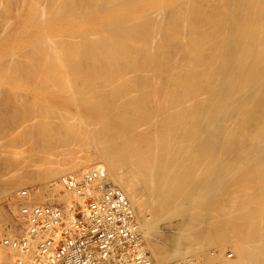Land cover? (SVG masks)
<instances>
[{"label": "bare ground", "instance_id": "6f19581e", "mask_svg": "<svg viewBox=\"0 0 264 264\" xmlns=\"http://www.w3.org/2000/svg\"><path fill=\"white\" fill-rule=\"evenodd\" d=\"M0 17L1 81L27 74L18 59L60 64L37 65L35 115L0 146V227L22 234L14 196L33 178L25 202L71 217L63 181L101 168L150 264H264V0H0Z\"/></svg>", "mask_w": 264, "mask_h": 264}, {"label": "built area", "instance_id": "2783aa9c", "mask_svg": "<svg viewBox=\"0 0 264 264\" xmlns=\"http://www.w3.org/2000/svg\"><path fill=\"white\" fill-rule=\"evenodd\" d=\"M63 184L82 198V204L69 207L71 217L55 204H28L25 189L16 192L25 228L18 234L7 225L0 227V250L16 251L0 264H150L126 198L101 168L91 170L81 183L69 177ZM210 256L209 263L217 264L212 252ZM224 257L231 260L233 253L225 250ZM197 263L206 264L205 258L199 256Z\"/></svg>", "mask_w": 264, "mask_h": 264}, {"label": "rangeland", "instance_id": "374dc122", "mask_svg": "<svg viewBox=\"0 0 264 264\" xmlns=\"http://www.w3.org/2000/svg\"><path fill=\"white\" fill-rule=\"evenodd\" d=\"M1 19H2V17H0ZM0 19V20H1ZM0 27H3V23H2V21H0ZM19 28V27H18ZM0 29H2V28H0ZM2 31H0V33H1ZM2 35H0V37H1ZM4 50V49H3ZM3 50H2V52H3ZM4 53V52H3ZM18 60H20V61H15V62H11V63H8V65L9 66H11L10 67V70L12 69V67H13V70H11V71H14V70H16L15 68V66H17V67H19L20 65H22V66H25V65H29L28 67H30L29 69V71L27 72V74H24V73H22L21 72V74H20V76L19 77H17L16 79L14 78L13 79V81H12V79L11 80H9L10 78H11V76H9V77H7V76H3V75H1V76H3V77H6L5 78V80H4V78L2 79L3 81H1V79H0V82L1 83H3V82H7V81H9V83L8 84H0V89H1V87L2 88H5L4 90H2V91H0V93L1 94H4V95H6V96H4L5 97V99H7V97H9L6 101H5V99H4V97L2 96V95H0V97L2 96L3 97V99H2V97H1V99L3 100V102H2V104H1V100H0V146H2V147H4V146H6V145H8V142L10 143V142H12L13 140H17V139H19L20 137H21V139H22V135L24 134V132L22 133L21 132V134L22 135H20V132L18 131V129H17V125L15 124V123H17V120L19 121V120H21L22 119V117H24V116H27V115H30V114H34L35 113V111L33 110V109H35V110H37V106H38V104H35V101H33L32 99V101L34 102V103H32V106H33V109L31 108V107H29V102H27L26 100H23V99H25V98H23L22 99V97L23 96H21V95H26L27 94V96H25V97H30L32 94H35L34 92H30V91H32V90H34V89H30L31 88V85L33 84H38V83H40V82H42L43 81V79H47L45 76L43 77H41L40 78V80H39V77L42 75H40V73H37V65H39V66H41V65H60L59 63H44V62H40V64L37 62V65H35L36 64V62H33V61H30V62H27L26 60H24V59H18ZM28 63V64H27ZM44 63V64H43ZM8 67V66H7ZM9 68V67H8ZM34 68V69H33ZM31 69H32V71H31ZM10 70H8V72L10 71ZM35 70V71H34ZM10 71V72H11ZM9 72V73H10ZM36 72V73H35ZM12 73V72H11ZM32 73V74H31ZM35 73V74H34ZM31 74V75H30ZM22 75V76H21ZM27 75V76H26ZM30 75V76H29ZM34 75V76H33ZM39 75V76H38ZM25 76V77H24ZM36 76V77H35ZM1 78V77H0ZM7 78H8V80H7ZM7 80V81H6ZM39 80V81H38ZM12 81V82H11ZM44 82V81H43ZM12 83V84H11ZM13 83H15L14 85H13ZM9 84L11 85V86H9ZM26 84H27V86H29V87H27L26 86ZM2 85V86H1ZM13 85V86H12ZM32 85V86H33ZM9 86V87H8ZM23 86H25V87H23ZM26 88V89H25ZM30 90H29V89ZM6 90H7V92H6ZM19 91V95L20 96H18L19 98L21 97V99H19L18 97H17V99H15V98H13V97H10V96H12V95H14V93L16 92V93H18V91ZM28 90V91H27ZM15 91V92H14ZM2 92H5V93H2ZM11 92V93H10ZM7 93V94H6ZM21 93V94H20ZM8 95V96H7ZM13 99V100H12ZM12 100V101H11ZM15 100V101H14ZM8 101V102H7ZM11 101V102H10ZM17 101V102H16ZM23 103H22V102ZM31 101V102H32ZM15 102L16 103H18V104H15ZM12 103H14V104H12ZM26 105H25V104ZM6 104V105H5ZM9 104V105H8ZM20 104V105H19ZM23 104V105H22ZM13 107H11V106ZM16 105H17V107H16ZM19 105V106H18ZM22 105V106H21ZM27 105H28V107H27ZM3 106V107H2ZM5 106V107H4ZM30 106H31V103H30ZM64 106V105H63ZM63 106H62V109H64V108H67V109H64V110H68V109H70L71 108V110L70 111H72V109L73 110H75L74 109V106H72V105H65L64 106V108H63ZM69 106V107H68ZM22 107V111H20V108ZM11 108V109H10ZM9 109V110H8ZM13 109V110H12ZM19 109V110H18ZM32 109V110H31ZM14 110H17V111H15L16 113H13V111ZM28 110H30V111H28ZM12 111V112H11ZM29 113H28V112ZM6 112V113H5ZM20 114H19V113ZM23 112H24V115H23ZM32 112V113H31ZM6 114V115H5ZM8 114H10V115H8ZM14 117H12V116ZM17 115V116H16ZM35 115V114H34ZM4 116V117H3ZM9 116V117H8ZM19 119H18V118ZM3 118V119H2ZM16 119V120H15ZM37 119L39 120V117H37ZM15 120V121H14ZM38 120H36L35 121V123H33L31 126H29L27 129H29L30 130V133L31 134H33L34 133V135H36V132L38 133L39 132V128H40V125H39V123H38ZM5 121V122H4ZM11 121H13L12 123H11ZM3 122H4V124H3ZM9 124H8V123ZM14 123V124H13ZM49 123V122H48ZM2 124V125H1ZM50 125L52 124V123H49ZM6 125H8V126H6ZM10 125V126H9ZM15 125V126H14ZM38 125V126H37ZM5 126V127H4ZM7 128L6 130H3V128ZM12 127V128H11ZM13 129V131L11 130V129ZM32 130H31V129ZM37 128V129H36ZM17 129V130H16ZM2 130V131H1ZM16 130V131H15ZM23 130H26V129H24L23 128ZM23 130H21V131H23ZM36 130V131H35ZM6 131V132H5ZM8 131V132H7ZM17 131H18V136H17ZM2 132L4 133V134H2ZM16 132V133H15ZM11 133H13L12 134V136H13V138H12V136L10 135ZM8 134V135H7ZM15 134V135H14ZM2 135H3V137H2ZM20 135V136H19ZM33 135V136H34ZM6 136V137H5ZM17 137V138H14V137ZM19 137V138H18ZM6 138H7V141H5L6 140ZM34 138V137H33ZM9 139H11L10 141H9ZM22 141V140H21ZM7 143V144H4V143ZM14 142V141H13ZM34 147V146H33ZM78 147H79V145H78ZM76 147V149H74V150H72V157H76V155H82L83 153H84V151H82V150H85V151H88V152H91L92 150H93V148H92V145H91V148H90V145H88V147L87 146H84V147ZM82 149V150H81ZM87 149V150H86ZM94 149H95V147H94ZM94 151V150H93ZM80 154H79V153ZM76 153V154H75ZM82 153V154H81ZM75 154V155H74ZM71 156V155H70ZM36 157L34 156V158H32V160H31V162H27V164H28V166H26V170H27V168L30 166V169H28L27 171L28 172H33V171H37V173L36 174H39V171H41L42 172V163H46V162H43L42 160H40V158L38 157V159H35ZM65 158H67V160H68V158L70 159V157H65ZM34 159V160H33ZM1 161V160H0ZM40 162V164L41 165H38L39 164V162ZM38 162V163H37ZM22 164V163H21ZM35 164V165H34ZM1 165V164H0ZM33 165V166H32ZM2 168L0 167V170H1ZM35 169V170H34ZM2 171V170H1ZM40 172V173H41ZM0 173H3V172H0ZM33 174V173H32ZM1 175V174H0ZM31 175V173H29V176ZM34 175V174H33ZM0 177H2V176H0ZM33 178V177H32ZM36 180H34V178L32 179L34 182H32V180H29L30 182H28L29 184H24L23 185V187L24 188H26V190H27V188L28 189H30V186L33 184H36V183H38L37 181V178H35ZM32 182V183H31ZM36 182V183H35ZM32 187V186H31ZM3 200V202H0V207L2 208V207H4V204H5V197L4 198H2ZM134 201V200H133ZM136 201H134V203H133V207H136L137 206V203H135ZM1 204H3V205H1ZM136 205V206H135ZM161 216V215H160ZM160 221H161V219H159L158 221H157V223L159 224L160 223ZM158 224H157V226H158ZM225 250H228L227 248H225Z\"/></svg>", "mask_w": 264, "mask_h": 264}]
</instances>
